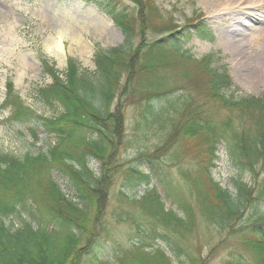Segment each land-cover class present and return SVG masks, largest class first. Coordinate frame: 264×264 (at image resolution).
I'll return each mask as SVG.
<instances>
[{
  "label": "trees",
  "instance_id": "16d2710c",
  "mask_svg": "<svg viewBox=\"0 0 264 264\" xmlns=\"http://www.w3.org/2000/svg\"><path fill=\"white\" fill-rule=\"evenodd\" d=\"M130 1L138 9L137 16L135 10L130 11L119 0L97 3L124 32L126 45L110 53L99 51L94 76L81 73L80 65L69 59L66 77L62 79L54 66L43 61L55 87L49 88L54 91H41L40 96L48 103L58 102L64 109L60 115L40 117L25 105L14 84L7 83L2 109H11L10 120L24 126L39 121L44 132L57 137V143L39 155L0 154V264H108L104 246L113 229L107 211L115 175L125 168L118 157L127 146L126 108L132 104L129 101L133 106H142L144 119L153 118L147 129L158 124L170 129L163 144L152 153L140 154L139 160L163 161L178 144L186 142L192 151L201 148L198 173H184V177L197 194L206 224L221 232L231 229L237 237V249L225 264H264V235L257 232L253 223L235 228L249 205L264 203V94L241 99L228 96L226 91L231 90L232 80L227 72L211 67L213 56L197 60L183 50L182 43L192 34L209 37L203 21L191 22L180 30L175 25L163 27L165 22L155 2ZM162 28L169 35L133 45L138 29L144 37L148 30L160 32ZM183 80L197 87L200 95H183L182 101L176 100L175 95L184 91L177 83ZM164 81L165 86H157ZM168 97L172 98L168 106L156 112L152 103ZM116 98H120L118 108L113 111ZM223 110L235 113L233 117L219 118ZM138 125L141 128V123ZM32 133L36 134L34 129ZM221 143H229L236 165L243 164L256 178L262 177L259 183H237V194L233 196L214 181L211 170ZM92 160L99 162L100 172L91 167ZM175 162L174 166L178 165ZM134 171H127L132 182L150 186L151 174ZM56 176L68 182L69 194ZM120 200L127 202L128 196L122 192ZM134 202L161 227L153 226L152 233L167 242L169 249H149L143 242L135 243L120 249L114 264H175L174 258L179 264H209L225 244L223 241L213 247L207 258L196 257L184 247L202 231L192 204L181 206L186 216L182 218L166 209L155 187ZM14 215L21 219L16 229L6 224V219ZM257 218L254 223L264 225V212ZM245 253L250 254L249 261Z\"/></svg>",
  "mask_w": 264,
  "mask_h": 264
},
{
  "label": "rangeland",
  "instance_id": "374dc122",
  "mask_svg": "<svg viewBox=\"0 0 264 264\" xmlns=\"http://www.w3.org/2000/svg\"><path fill=\"white\" fill-rule=\"evenodd\" d=\"M103 1L0 0V154L16 157H24L27 154L39 155L47 153L57 143V137L44 132L39 121L30 126H24L10 120L11 109H2L8 94L7 83L14 84L16 93L25 105L34 109L40 117H56L64 111L62 106L58 102L48 103L40 96L41 91L46 89L54 91L49 88L55 87L54 80L44 70L43 61H48L59 72L60 78L65 79L68 61L74 59L80 65L81 73H87L90 78L97 71L95 56L99 51L110 53L114 48L126 45L124 32L98 7L97 3H103ZM119 2L130 11L138 12L135 4L130 0H119ZM151 2H155L163 17L162 21L165 22L163 27L175 25L180 30L191 22L196 24L198 21H203L207 25L209 37L192 34L181 47L197 60L213 56L211 67L220 70L221 73L227 72L232 80L231 90L226 91L228 96L235 95L241 99L260 97L264 94V77L259 82L252 81L249 78L251 67H248L249 63H246L250 62L253 65L250 61L251 56L254 53L264 52V44L260 45L264 43V36L257 39V34L264 32V22L256 24L257 21L253 20L257 11L247 8L238 14L231 12L233 9L229 12L221 0H151ZM137 15L138 13L135 16ZM104 17L110 20L117 30L99 25ZM152 20H154L153 16ZM256 26L260 28L257 33H255ZM164 29L162 28L160 32L148 30L144 37L138 29L133 45L137 47L141 42L151 43L169 35V31ZM61 33L66 37L63 58L59 61L45 51V43L50 39H57ZM78 35L86 40L92 50L91 54L84 55L73 45L71 39ZM238 49L242 50L241 54ZM190 71L193 72L194 68L190 67ZM161 82L157 86L167 84L164 81L161 85ZM177 84L179 87H184V91L175 95L178 101L183 100V95H200V92L196 90L198 88L187 81H179ZM119 99L116 98L113 111L117 110ZM170 100L172 98L156 100L152 103V107L159 112L162 107L168 106ZM129 103L132 104L126 108L127 146L118 157V162L125 163V168L117 172L110 189L107 219L112 225L113 234L105 243L104 258L108 264H114L115 255L120 249L141 242L145 243L149 249L163 247L168 251V243L152 233L153 226L158 229L159 225L146 217L134 202L142 199L155 187L162 196L167 210H172L178 216L185 218L181 206L187 202L192 204L198 212L202 231L199 230L191 237L184 247L196 257L207 258L213 247L225 241L209 263L225 264L231 252L237 249V237L231 229L221 232L206 224V219L200 212L197 194L193 192L184 177V173L194 176L198 173L201 148L192 151L191 144L186 142L178 144L168 156L164 157L163 161L150 163L143 159L139 160L140 154L152 153L161 146L169 135L170 129L162 128L160 124L152 125L147 129V123L153 122V118L150 119L147 116L144 119L142 106H133L131 101ZM234 113L223 110L219 118L233 117ZM139 123L141 128H138ZM33 129L36 132L35 135L32 133ZM215 155V166L211 170L212 177L233 196L237 194V183L255 185L262 178H256L243 164L236 165L229 152V143L219 144ZM175 160L178 164L176 166H174ZM91 167L96 172L101 171V165L95 160L91 161ZM129 169L135 170V173L140 170L151 174L150 186H147L145 182L138 184L137 181L132 182L133 180L127 176ZM56 178L62 189L69 194L68 182L60 176ZM122 192L128 196L127 202L120 200ZM21 210L24 219H27L23 208ZM263 212L264 203L257 202L255 207L249 205L244 217L235 224V228H245L253 223L257 232L264 235V225H261V222L254 223ZM6 224L16 229L21 225V219L18 215H14L6 219ZM245 254V258L249 261L250 254ZM173 260L175 264H179L178 260L175 258Z\"/></svg>",
  "mask_w": 264,
  "mask_h": 264
},
{
  "label": "bare ground",
  "instance_id": "6f19581e",
  "mask_svg": "<svg viewBox=\"0 0 264 264\" xmlns=\"http://www.w3.org/2000/svg\"><path fill=\"white\" fill-rule=\"evenodd\" d=\"M221 3L227 6V10L229 12L233 9L231 12L237 13V14L240 12H243L245 9L247 10V8L251 10H255L258 12V13H255V15L253 16V20H255V22L257 21L256 24L257 23L260 24L264 22V16H263L264 0H221ZM104 18L101 19L99 25H102V26L105 25V26H108V27H111L117 30L114 24L110 20L106 18L104 19ZM258 27L257 26L255 27L257 29L255 30V33L259 32L260 28ZM263 36H264V32L261 31L259 35L257 34V39L262 38ZM65 37L66 36L61 33L59 34L57 39H50L45 43V51L49 55H51L52 57L56 58L59 61H61V59L63 58ZM71 40L74 43L73 45H75L78 48V50L82 52L84 55H88L89 53L91 54L92 50L90 46L87 44L86 40L83 39L81 35H78L75 38H72ZM235 43L237 44V42ZM262 44L264 43H260V45ZM238 48L240 49V47ZM241 51L239 50L240 54H241ZM259 54L254 53V55L251 56L252 60L250 61L253 62V65L250 62H246V63H249L248 67H251L249 78L254 82H259L264 77V52L262 54L261 53ZM245 58H249V57H245Z\"/></svg>",
  "mask_w": 264,
  "mask_h": 264
}]
</instances>
